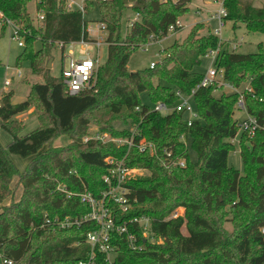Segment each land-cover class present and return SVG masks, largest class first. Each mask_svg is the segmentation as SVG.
Listing matches in <instances>:
<instances>
[{
    "label": "trees",
    "instance_id": "obj_1",
    "mask_svg": "<svg viewBox=\"0 0 264 264\" xmlns=\"http://www.w3.org/2000/svg\"><path fill=\"white\" fill-rule=\"evenodd\" d=\"M31 3L36 16L43 15L42 22L31 17ZM189 4L190 0L89 4L88 11L96 8L106 25L107 58L96 70L92 87L69 96L62 78L50 75L46 60L55 44L65 46L86 37L81 14L66 11L61 0H0V39L7 30L5 20L24 32L23 50L15 67L27 61L31 74L42 78L41 83L31 85L21 103H11L12 91L0 98V129L10 137L5 147L0 145V264L5 259L11 264H78L87 259L90 246L86 234L95 228L94 223L70 229L42 225L44 215L64 219L89 213L77 197L68 198L58 187L73 194L86 189L99 197L105 189L103 177L109 173L106 157L124 159L126 166L148 171V175L125 184L130 211L121 213L111 205L116 220L122 223L142 216L151 220L145 242L138 233L143 247L139 251H132L124 236H111L116 253L112 264H264V44L257 45L256 53L246 55L220 48L215 62L223 70L224 81L234 87L249 80L251 92L245 91L244 109L261 127L251 138L239 134L233 119L238 95H215L213 86L195 92L198 119L190 127L182 112L163 116L149 110L158 102L174 104V90L189 94L199 85L203 75L195 69L203 57L220 47L214 34H199L203 25L195 24L180 43L160 50V60L152 69L131 72L127 67L131 55L150 37L151 43L167 37L168 28L189 12ZM224 7L225 20L233 28L243 26L247 32L264 35V5L224 0ZM125 10L138 14L139 19L122 38ZM37 42L40 48L35 50ZM142 93H147L150 105L141 102ZM31 107L38 127L22 135L24 124L15 117ZM133 125H138L140 135L159 151L167 149L182 157L185 167L165 168L158 158L135 149L127 152L126 147L114 143L83 142L92 128L125 138ZM62 135L70 143L56 146L55 140ZM182 135L190 142L195 161L180 142ZM237 136L241 171L228 165L234 149L231 141ZM11 156L29 160L22 172ZM14 179L22 186L16 201L12 198ZM178 207L184 209L183 215L170 218ZM227 222L232 225L231 232L224 228ZM183 226L186 235L181 232ZM96 263L109 264L99 252Z\"/></svg>",
    "mask_w": 264,
    "mask_h": 264
},
{
    "label": "built area",
    "instance_id": "obj_2",
    "mask_svg": "<svg viewBox=\"0 0 264 264\" xmlns=\"http://www.w3.org/2000/svg\"><path fill=\"white\" fill-rule=\"evenodd\" d=\"M64 3L65 9L68 12H79L83 19L82 30L86 35L79 42L67 44L70 47L79 45L83 51L84 55L74 58V52L69 51V60L66 67L63 66L61 71V78L63 84L66 87V94L69 96H76L79 93L88 90L92 87L95 72L100 66L99 64V50L101 45H107V30L106 25L97 21L95 26H92L86 20L88 13L87 7L89 4L96 5L98 2H106L107 0H61ZM211 3L216 4L218 9L215 13L210 16V20H216L218 22L217 31L214 35L220 37V31L224 26V20L227 17V11L224 7V0H211ZM2 17V15H0ZM37 21L40 23L43 20V15L40 13L36 17ZM139 19L138 14L134 15L132 20H128V28ZM5 25L12 28V39L17 40V46L23 48L24 32L15 26V24L9 20H5ZM181 23L179 20L168 28V33H172L176 28H180ZM150 41L144 45L147 47L151 43ZM238 43L234 46L236 48ZM59 49H63L65 46L58 44ZM90 51H96V58H93ZM220 49L210 51L206 56L212 58L213 67L208 70V72L203 75L199 85L193 89L189 94H184L179 90H174V95L177 100L172 105H165L164 103L158 102L149 108L150 112L159 113L163 116L170 114L171 112H182L186 117V124L190 127L193 121L198 119L197 112L194 107V94L199 88L206 87H216L220 86L228 87L232 90L230 84L225 82L223 79V70L218 69L215 66L216 59L218 57ZM155 63H150L149 68H153ZM18 78L21 77L19 71L16 72ZM10 81L5 82V86H9ZM249 93L251 89H248ZM236 109L242 111L245 116L237 126L239 132L245 133L249 138L253 137L256 132L261 128L257 119L250 116L244 109L243 96L240 95L237 103ZM136 111H140L136 108ZM98 141L102 144L114 143L116 147H126L127 152L135 149L140 154H147L151 157L158 158L165 168L179 167L184 168L186 163L182 157L176 156L172 151L163 149L159 151L157 146L146 140L140 135L138 125H133L130 128V134L125 138H113L107 133H101L95 128H92L91 133L83 137V142L87 141ZM180 142L184 144L185 147L188 146L186 138L182 135L180 137ZM104 162L109 166V173L103 177V183L105 189L100 193L99 197H95L91 192L84 189L83 191L73 194L68 192L65 187H58L59 191H62L69 197H77L81 204L85 205L89 209V213L76 218L66 217L64 219H49L44 215V221L42 227L56 228V229H70L79 228L82 224L91 222L94 223L95 228L86 234V243L90 246V253L86 260L80 261L78 264H97L96 255L97 252L106 255V260L109 264H112L115 257V248L111 245V236L116 234L118 236H124L128 247L132 251H139L143 247L139 244L138 233H140L143 241L147 240L151 220L148 217H134L129 220H124L119 223L116 220V215L114 213L111 205L116 206L121 213H127L130 211L132 204L128 198L129 189L125 184L130 181L137 179L142 176L140 171L144 169L132 168L125 165L124 159L118 160L113 157H106ZM180 216L178 212H174L172 218H177ZM132 228L131 231L129 228ZM261 233L264 235V228L261 229ZM4 264H11L10 260H3Z\"/></svg>",
    "mask_w": 264,
    "mask_h": 264
},
{
    "label": "rangeland",
    "instance_id": "obj_3",
    "mask_svg": "<svg viewBox=\"0 0 264 264\" xmlns=\"http://www.w3.org/2000/svg\"><path fill=\"white\" fill-rule=\"evenodd\" d=\"M247 1L252 2L253 5L256 7H260L264 5V1H256V0L255 1L247 0ZM192 2L195 3L189 5L190 7L189 12L183 15L181 18V22L184 24V27H180L179 31L175 30L174 32L169 33L167 37L162 39L161 41L150 43L147 47L143 46L139 50L134 52L131 55L127 64L129 71L134 72V71L144 70L146 68H149L150 63H157L160 60V54H159L160 50L172 45L174 42L180 43L186 37L188 32L191 30V28L194 26V25L191 26V24L197 20L203 19V17L206 20H208L209 28L206 26L204 22H198L197 24L203 25V28L199 31V34L200 35L206 33L214 34L215 31H217L218 22L216 20H210L209 16L217 11L218 6L216 4L211 3L210 0H193ZM199 5L200 7H202V10L204 12L203 16L196 15L197 12L196 6ZM88 7H87V11H88ZM28 11L31 17L35 18V20L37 21L36 17L38 15L36 16V12H35L36 8L34 3H31L29 5ZM133 18L134 15L132 12H130L129 10L123 11L121 18V27H120V36L122 38L128 32V20H132ZM86 20L92 26H95L97 21L98 22L100 21L99 14L96 8L92 12L87 14ZM15 26L17 25L15 24ZM11 34H12V28H9L7 26V30L4 36L0 39V98L2 94L8 91H12L13 96L11 98V103L18 104L26 99L30 91L31 85L35 83H41L42 78L39 76H33L31 74L29 69V64L27 61L22 62L21 67L19 68L15 67L16 57L22 52L23 48L17 46V40L16 39L13 40ZM216 37L218 38L220 45V47L218 46L217 49L221 48V50L230 51V52L232 51L242 55L256 53L257 45L260 43L264 44L263 34L247 32L243 26H237L236 28H233L232 23L226 20H224V26L220 31V37L218 36ZM236 43L238 44L236 48L233 49ZM39 48H40V43L39 42L35 43L34 49L38 50ZM59 48L60 47L58 44L54 45V48L51 51V58H52L51 66L48 68L50 70V75L54 78L61 77V71L63 70V66L66 67L68 64V60H69L68 53L70 50L74 52L75 54L74 58H78V56L85 54V52L79 45H75L71 47L69 45H66L62 50ZM90 54L93 58H96L97 56L96 51H90ZM98 58H99V64L103 65L107 58V45L104 44L101 45ZM212 67H213L212 58L208 55L202 58L200 66L197 67L195 70L197 73L205 75L208 72V70L211 69ZM17 71L21 73L20 78H18L16 75ZM7 80L10 81V85L6 87L5 82ZM229 86H231L232 90L224 86H220L219 88L215 87L214 94L219 95L222 93L228 95L231 93H236L238 95V99L240 95H242L244 101L245 91L249 93L248 89H251L249 86V80L244 81L242 85L239 87H234L231 84ZM140 100L143 104L150 105V100L148 98L147 93H142L140 95ZM236 108L237 107L235 105L233 119L239 123L242 119H244L245 114L242 111L237 110ZM18 116H20V120L24 124V131L22 135H26L38 127L37 115L34 111V108L31 107L26 112L19 114ZM18 116H16V118ZM240 133L241 132H239V134ZM238 138L239 137L237 136L235 139L231 141L232 144L234 145V149L229 154L228 165L236 170L241 171L242 161L239 154ZM5 139H8L10 141V137L4 131L0 130V142L3 143ZM69 143H70V139L67 136H63V135L58 137L54 142L56 146H62ZM187 144H188L187 147H188L190 159L192 161H195L196 156L194 151L190 147V142L189 143L187 142ZM44 149H46V146H44ZM10 158L14 163V165L18 168V170L22 172L24 170L23 168L26 163V160L18 156H11ZM140 172L142 173V176L148 175L147 170ZM11 187L13 188L12 198L16 201L19 199L21 195L22 186L17 184V179H14ZM8 202L9 200L7 199L4 202V204H8ZM174 212H178V214L182 216L184 209L182 207H178ZM173 213L171 214L170 218L172 217ZM224 228L228 232H231L233 230L230 222L225 223ZM181 232L184 235L187 234L184 226L181 228Z\"/></svg>",
    "mask_w": 264,
    "mask_h": 264
},
{
    "label": "crops",
    "instance_id": "obj_4",
    "mask_svg": "<svg viewBox=\"0 0 264 264\" xmlns=\"http://www.w3.org/2000/svg\"><path fill=\"white\" fill-rule=\"evenodd\" d=\"M193 0H190V4L189 5H192V4H194L193 2H192ZM211 1V0H210ZM190 8V7H189ZM196 9H197V12H196V15H201V16H203V10H202V7H200V5L199 6H196ZM212 15V14H211ZM210 15V16H211ZM210 16H209V19H210ZM181 18L182 17H180L179 18V21H180V23H181V27H184V24L181 22ZM198 22H204L205 24H206V26L209 28V26H208V20H206L204 17H203V19H201V20H197V21H195L194 23H192L191 24V26H193V25H195V24H197ZM211 32V31H210ZM196 71V70H195ZM4 91H6V90H4ZM18 116V115H17ZM15 119L16 120H18V121H21L20 120V116H18L17 118L15 117ZM1 130V129H0ZM10 141L8 140V139H5L4 140V142L2 143V142H0L1 143V145H2V147H5L8 143H9ZM27 162H28V159L26 160V163H25V165H24V168H25V166H26V164H27ZM23 168V169H24Z\"/></svg>",
    "mask_w": 264,
    "mask_h": 264
},
{
    "label": "water",
    "instance_id": "obj_5",
    "mask_svg": "<svg viewBox=\"0 0 264 264\" xmlns=\"http://www.w3.org/2000/svg\"><path fill=\"white\" fill-rule=\"evenodd\" d=\"M51 62H52V58H50L48 61H47V65L46 67L49 68L51 66Z\"/></svg>",
    "mask_w": 264,
    "mask_h": 264
}]
</instances>
